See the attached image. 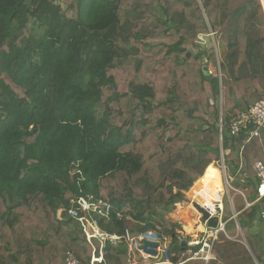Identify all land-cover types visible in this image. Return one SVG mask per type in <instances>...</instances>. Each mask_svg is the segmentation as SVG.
I'll return each mask as SVG.
<instances>
[{
	"label": "trees",
	"instance_id": "16d2710c",
	"mask_svg": "<svg viewBox=\"0 0 264 264\" xmlns=\"http://www.w3.org/2000/svg\"><path fill=\"white\" fill-rule=\"evenodd\" d=\"M210 27L226 46L222 83L207 79L215 53L197 44ZM260 100L263 0H0V264H63L66 252L89 264L93 246L67 215L79 196L126 217L99 218L103 231L174 236L166 217L199 179L207 202L222 192V155L252 204L239 222L264 264V130L230 129ZM172 252H183L175 239ZM214 252L256 264L240 243ZM128 258L126 243L108 244L102 264Z\"/></svg>",
	"mask_w": 264,
	"mask_h": 264
},
{
	"label": "built area",
	"instance_id": "2783aa9c",
	"mask_svg": "<svg viewBox=\"0 0 264 264\" xmlns=\"http://www.w3.org/2000/svg\"><path fill=\"white\" fill-rule=\"evenodd\" d=\"M207 69V68H206ZM208 75L214 76L210 70ZM218 77V76H215ZM219 78V77H218ZM231 134L236 135L242 131L249 129L250 137L258 136L261 130H264V100L257 101L247 112L242 113L235 118L230 126ZM224 180L226 184L230 183L227 176L225 163ZM254 170L259 179L258 200L264 199V163L258 161L254 165ZM204 189H191L190 195L186 196V200L175 205L174 218L172 222L177 223L180 228L176 230L174 236H161L156 231L149 230L147 232L132 233L126 230L124 235L112 234L103 231L99 218L110 220L117 218L123 220L126 217L119 212L114 206L103 200L93 197L79 196L77 199L70 200V208L67 215L73 219L82 229L87 242L93 246V253L89 264H102L104 262V250L106 245L112 244L118 246L126 243L128 246V263L127 264H186L192 261L209 262L214 258V248L216 245L231 240L227 232L228 222L225 218L224 192H217L215 198L208 203L203 196ZM194 203L200 204L210 214V218L218 220L215 228L208 226V221L202 220V215L194 207ZM190 206L196 213L194 228L187 231L181 220L183 210ZM252 204L247 203L246 208ZM60 214L65 218L66 212L60 209ZM61 217V216H60ZM63 218H60L63 220ZM259 218L264 220V207L259 213ZM170 221V220H169ZM175 239L182 248V243L186 242V247L182 250L179 260L177 252H172L170 257V245ZM145 242L157 244V248H149L156 250V254H152L144 249ZM100 248V256H95V249ZM64 264H81V261L74 256L72 252L64 254Z\"/></svg>",
	"mask_w": 264,
	"mask_h": 264
},
{
	"label": "rangeland",
	"instance_id": "374dc122",
	"mask_svg": "<svg viewBox=\"0 0 264 264\" xmlns=\"http://www.w3.org/2000/svg\"><path fill=\"white\" fill-rule=\"evenodd\" d=\"M197 44H198V46H199V48L201 50H203L205 52H208V53H211V52L215 53L216 63L217 64L213 65L212 63H210L208 66H204V68H207V70H210L213 73L214 76H218L220 81H221V83H222L224 75L222 73V67H221V65H222L221 54L225 50L226 46L223 43V41L221 40V35L218 32H214L211 29V27H210L208 31H201V32L198 33V35H197ZM208 76H210V75H208ZM223 102H224V98L222 96V103ZM221 113H222V111H221ZM222 162L223 161L221 160V162H215V163H219L218 165L221 167V169H224ZM226 170H227V168H226ZM228 175L230 176L229 173H228ZM200 180L201 179H199L191 189H196L197 190L198 188H200L197 185V183ZM234 184L232 183L231 185L235 186ZM191 189H190V191H191ZM190 191L186 193V196L190 195L189 194ZM230 193H231L232 198L235 195V201H236L237 207L241 208L243 206V203L241 202V199L244 200V196H243L242 193H244V192L242 190L241 191H236L235 189H231V187H230ZM224 202H225V206H226V215H225L224 220L227 222L231 218L233 212H232L231 207L229 205L228 196H225ZM60 211L61 210H59L58 213H57V216H58L59 219L63 218V216L60 214ZM167 216L170 217V214H168ZM233 225H234V223L233 224L230 223V225L228 226V230L234 229L235 227H233ZM243 237H245L244 234H243Z\"/></svg>",
	"mask_w": 264,
	"mask_h": 264
},
{
	"label": "crops",
	"instance_id": "0c3cea01",
	"mask_svg": "<svg viewBox=\"0 0 264 264\" xmlns=\"http://www.w3.org/2000/svg\"><path fill=\"white\" fill-rule=\"evenodd\" d=\"M263 4H264V0H263ZM221 162V161H220ZM215 164V166H216V168L220 171V174H221V178H222V184H223V190H222V192H224V198H225V196H228V199H229V205H230V207H231V210H232V212H233V214H232V216H231V218L229 219V221H227L228 222V226L230 225V223H234V225H233V227H235L234 229H231V230H228V226H227V232H228V234H229V236L231 237V240H229V241H225V242H223V243H221V244H218L217 245V248L218 247H220V246H222V245H224V244H227V243H230V242H233V243H240V244H242V245H244L247 249H248V247L246 246V244H245V241L247 242V240H246V238L244 239V237H243V234H242V232H243V230H242V228H241V230H240V228H239V226L237 225V223H236V220H235V214H238V219H239V215L242 213V211H244L245 209H246V204L247 203H249L248 202V200L246 199V196H245V194L244 193H242L243 194V196H244V200H242L241 198V202L243 203V206L241 207V208H238L237 207V204H236V201H235V195L233 196V198H232V196H231V193H230V187H231V189H235L236 191H241L240 189H238L236 186H232L231 184L233 183L234 184V181H233V178H231L229 175H228V171L226 170V174H227V176L229 177V179H230V183H228V185L226 184V182H225V180H224V169H221V167L218 165L219 163H214ZM226 167V166H225ZM200 182V181H199ZM235 185V184H234ZM238 197V196H237ZM209 203V202H208ZM224 204H225V202H224ZM245 207V208H244ZM174 211H175V209L171 212V213H169L170 214V217H168L167 216V220L169 221L170 220V222H172L173 220H175L174 218H172V217H174ZM225 214H226V206H225ZM195 219H196V213H195V211H193V209L190 207V206H187L184 210H183V212H182V215H181V220H182V222H183V224H184V227L186 228V230L189 232V231H192L193 230V228H194V224H195ZM260 219V218H259ZM231 220V221H230ZM173 223V222H172ZM190 229H192V230H190ZM134 233H137V232H134ZM245 236V235H244ZM243 240V241H242ZM247 244H248V242H247ZM249 245V244H248ZM250 248V247H249ZM249 250V249H248ZM251 250V249H250ZM250 250H249V252H250ZM251 253V252H250ZM224 258H226V255L224 254V253H222L221 254ZM253 256V255H252ZM214 258L215 259H213V260H211V261H214V262H218L217 264H221L220 263V261L218 260V256H216V254H215V252H214ZM253 258H254V256H253ZM254 260H255V262H256V259L254 258ZM64 262V261H63ZM64 264V263H63ZM256 264H257V262H256Z\"/></svg>",
	"mask_w": 264,
	"mask_h": 264
},
{
	"label": "water",
	"instance_id": "95a60500",
	"mask_svg": "<svg viewBox=\"0 0 264 264\" xmlns=\"http://www.w3.org/2000/svg\"><path fill=\"white\" fill-rule=\"evenodd\" d=\"M204 73L207 76V79L208 80H212V77L208 76V72H207V69L206 68H204ZM221 103H222V90H221ZM222 161L224 162V155H222ZM194 207L198 211V213H200L202 215V220L203 221H208V226L209 227H212V228L217 227L218 220L210 218V214L208 213V211L205 208H203L198 203H194ZM234 218L236 220L237 225L239 226V228L241 230L240 222H239V219H238V214H235V217ZM242 234H243V232H242ZM245 244L248 247V249L250 250L249 245L247 244L246 241H245ZM185 247H186V242L182 243V248L184 249ZM149 248H154L155 249V248H157V244L145 242V245H144V249L146 251H149L152 254H156L157 253L156 250H153V249L151 250ZM250 252H251V250H250ZM251 254H252V252H251ZM95 256L96 257H99L100 256V248L99 247L95 249ZM257 264H259V263L257 262Z\"/></svg>",
	"mask_w": 264,
	"mask_h": 264
},
{
	"label": "bare ground",
	"instance_id": "6f19581e",
	"mask_svg": "<svg viewBox=\"0 0 264 264\" xmlns=\"http://www.w3.org/2000/svg\"><path fill=\"white\" fill-rule=\"evenodd\" d=\"M211 201H212V200H210L209 203H211ZM190 230H192V229H190Z\"/></svg>",
	"mask_w": 264,
	"mask_h": 264
}]
</instances>
